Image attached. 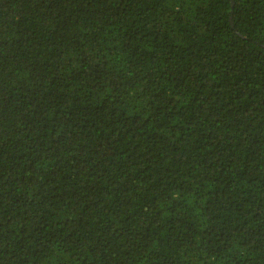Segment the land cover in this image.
<instances>
[{
	"label": "trees",
	"instance_id": "1",
	"mask_svg": "<svg viewBox=\"0 0 264 264\" xmlns=\"http://www.w3.org/2000/svg\"><path fill=\"white\" fill-rule=\"evenodd\" d=\"M0 264H264V0H0Z\"/></svg>",
	"mask_w": 264,
	"mask_h": 264
}]
</instances>
